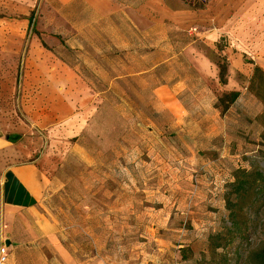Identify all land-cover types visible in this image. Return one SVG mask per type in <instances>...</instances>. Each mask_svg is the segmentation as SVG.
<instances>
[{
    "label": "rangeland",
    "instance_id": "obj_1",
    "mask_svg": "<svg viewBox=\"0 0 264 264\" xmlns=\"http://www.w3.org/2000/svg\"><path fill=\"white\" fill-rule=\"evenodd\" d=\"M145 1L0 0V118L43 179L31 211L9 212L11 264H250L264 238L229 234L224 198L238 168L264 166L248 90L263 56L215 32L261 21L264 0L181 22L145 17Z\"/></svg>",
    "mask_w": 264,
    "mask_h": 264
},
{
    "label": "crops",
    "instance_id": "obj_2",
    "mask_svg": "<svg viewBox=\"0 0 264 264\" xmlns=\"http://www.w3.org/2000/svg\"><path fill=\"white\" fill-rule=\"evenodd\" d=\"M3 1L5 9L9 10V0ZM87 2L89 3V0ZM138 11L155 21L159 18V20L181 22L189 19L194 10L171 9L162 0H146ZM252 15L248 17L251 18ZM234 21L233 18V21L228 22L229 24H222L218 27L215 31L216 37L225 34L236 39L237 44L240 45H243L244 41L247 43L250 39L253 48L261 49L263 56L261 67L264 70V5H262L261 21H249L241 25L234 24ZM159 88L167 87L160 86ZM7 135L13 136L15 133L10 128L8 129L0 118V245L3 244L7 249L6 261L1 264H11L13 254L10 251L16 248L13 245L12 238H15V235L12 233L13 227L9 221V212L31 211L37 205L43 190L42 174L38 166L25 161L19 149V140L11 142L6 139ZM6 241H9L10 245L7 246Z\"/></svg>",
    "mask_w": 264,
    "mask_h": 264
},
{
    "label": "trees",
    "instance_id": "obj_3",
    "mask_svg": "<svg viewBox=\"0 0 264 264\" xmlns=\"http://www.w3.org/2000/svg\"><path fill=\"white\" fill-rule=\"evenodd\" d=\"M189 10H203L211 0H179ZM253 72L249 80L248 90L259 99L264 106V70L253 61ZM225 68L219 67V79L224 80ZM239 96V92L232 91L228 93L220 101L223 109L226 108V99L233 102ZM262 126L264 128V109L259 115ZM20 135L6 136L11 142H17ZM264 143V130L261 135ZM226 210L228 211V219L230 226L229 234L236 237L243 236L248 229H252L253 233L257 228H261L264 234V166L263 168H254L246 170L238 168L234 172V181L229 186V191L225 194ZM224 238L220 234H216L210 238L211 250L213 252L218 248H223L224 244L221 240ZM250 264H264V238L250 250L248 255Z\"/></svg>",
    "mask_w": 264,
    "mask_h": 264
},
{
    "label": "built area",
    "instance_id": "obj_4",
    "mask_svg": "<svg viewBox=\"0 0 264 264\" xmlns=\"http://www.w3.org/2000/svg\"><path fill=\"white\" fill-rule=\"evenodd\" d=\"M6 247L2 244L0 245V264L6 261L7 251Z\"/></svg>",
    "mask_w": 264,
    "mask_h": 264
},
{
    "label": "water",
    "instance_id": "obj_5",
    "mask_svg": "<svg viewBox=\"0 0 264 264\" xmlns=\"http://www.w3.org/2000/svg\"><path fill=\"white\" fill-rule=\"evenodd\" d=\"M5 244L8 246V245H10V242L9 241H6Z\"/></svg>",
    "mask_w": 264,
    "mask_h": 264
}]
</instances>
